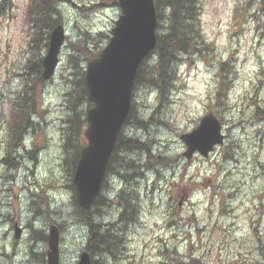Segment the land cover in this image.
Returning a JSON list of instances; mask_svg holds the SVG:
<instances>
[{"label":"rangeland","instance_id":"rangeland-1","mask_svg":"<svg viewBox=\"0 0 264 264\" xmlns=\"http://www.w3.org/2000/svg\"><path fill=\"white\" fill-rule=\"evenodd\" d=\"M54 1L65 42L54 76L37 84L27 66L45 56L47 31L39 34L36 48L30 0L0 4V264H46L47 241L41 236L47 239L51 225L60 231V264H76L97 224H112L122 236L116 264H264V0H201V32L209 48L181 58L164 99L143 87L133 91V119L122 135L146 142L149 154L125 156L141 165L126 179L112 168L100 196L116 203L117 198L121 206L95 213L90 226L73 204L75 144H86L87 124L67 151L65 95L70 81L79 78L71 75L89 61L74 48H83L88 34L90 55L98 54L121 11L111 0ZM72 55L77 64L70 62ZM28 85L34 88L25 93ZM22 95L31 97V133L24 138L23 132L22 149L14 147V153L12 145L14 158H6L11 112ZM88 109L83 105L82 113ZM208 112L218 117L225 140L208 157L187 161L179 136ZM135 115L145 127L135 124ZM148 157L152 169L144 167ZM159 157L167 166L156 163ZM123 199L130 203L131 221L118 224ZM104 260L113 264L112 258Z\"/></svg>","mask_w":264,"mask_h":264},{"label":"water","instance_id":"water-1","mask_svg":"<svg viewBox=\"0 0 264 264\" xmlns=\"http://www.w3.org/2000/svg\"><path fill=\"white\" fill-rule=\"evenodd\" d=\"M117 5L121 13L107 43L85 67L84 87L92 107L86 113L87 144L80 150L73 175L75 200L82 212L94 204L101 191L109 159L131 109L138 68L157 44L154 0H117ZM65 36L63 25L52 29L41 64L43 80L54 75ZM179 138L186 147L183 156L191 160L194 153L208 157L222 145L225 136L220 121L210 112ZM14 229L15 238L19 239L21 228L15 224ZM47 245L46 264H59V230L54 225L49 227ZM76 264H91L87 250L80 253Z\"/></svg>","mask_w":264,"mask_h":264},{"label":"trees","instance_id":"trees-1","mask_svg":"<svg viewBox=\"0 0 264 264\" xmlns=\"http://www.w3.org/2000/svg\"><path fill=\"white\" fill-rule=\"evenodd\" d=\"M62 0H59L60 3ZM113 4H116V0H111ZM154 5L157 14V25H156V38L157 44L154 52L151 56H148L140 65L133 91L138 87H143L144 90H152V92L158 93L160 99H164L168 91L173 87L172 81L174 80L175 67L184 55H191L201 53L202 50H206L209 47L206 45V41L201 32L200 14L202 10L201 0H154ZM35 16L36 21V35L34 37L35 46L38 47L39 34L46 30L45 40L49 39V33L59 23V9L57 2L54 0H32L28 9V20ZM40 23L42 27L37 24ZM32 26V25H31ZM83 48L75 47V51L79 54L87 56L86 59L90 60L96 57L98 54L91 57L89 49L92 48L93 40L91 36L85 35ZM88 39V40H87ZM48 44L45 45L47 48ZM82 57V55H81ZM70 62L77 64V57L74 55L70 56ZM151 61V65L149 64ZM73 67H75L73 65ZM28 73H34L35 79L33 84L40 83L41 79V59L39 58L33 64L27 66ZM84 74L83 70L80 71L77 80H71L70 84L72 88L66 93L67 100V116L64 119V136L65 144L64 148L67 149L71 146L74 137L80 136L81 128L86 125L85 114L82 113L84 107H91V104L87 100L86 90L84 87ZM34 86H26L25 93L32 91ZM222 93H218L221 95ZM157 96V95H156ZM218 97V96H217ZM31 97H21L20 106L11 112V121L9 123V141L7 146V152L5 153L6 158L12 156V145L13 148L18 147L21 143V136L23 132H26V126L28 119L26 117L27 111L32 105L29 106ZM24 100V101H23ZM33 104V103H32ZM83 104V105H82ZM24 106L26 107L24 109ZM21 107V110L19 108ZM133 107H131L130 113L124 123V127L131 124L133 119ZM135 115V124L138 126H146V122L143 120L138 121ZM63 128V129H64ZM32 129L28 127L27 130ZM78 140V139H77ZM81 145L75 144V153L73 157V167L79 159V151ZM150 146L137 138L129 137L124 139L122 132L120 133L115 149L110 157L109 166L107 169V175L112 174L114 168L115 174L120 176L122 179H126V173L137 169L134 167L135 162L131 159H127L130 153L141 152L149 154ZM70 155V153H69ZM119 155H122L121 157ZM119 156V157H118ZM12 158H14L12 156ZM156 163L163 166H167V160L163 158H156ZM14 165V163L12 164ZM146 169H152V158L148 157L147 163L144 166ZM125 170V171H122ZM138 170H141V165L138 166ZM73 189V187H71ZM117 203L113 200L107 201L103 197L99 196L95 204L86 212H82L73 202L76 208L75 214L80 218L81 221L85 222L90 226L92 224V218L95 213H102V210L108 208V206H117ZM73 201H75L73 199ZM45 202L46 199H45ZM124 205L123 211L119 214L118 224L127 223L131 221V213H128L130 209V203L126 199H123ZM113 204V205H112ZM119 206H121L119 204ZM95 207V208H94ZM94 209V213L92 211ZM116 223V224H117ZM111 225V226H110ZM101 226L96 225L94 228H90V234L86 249L92 257L91 264H108L103 259L110 260L115 263V256L117 252V246L122 239V236H116L113 233L112 224ZM36 232V231H35ZM34 232V233H35ZM38 232V231H37ZM37 234V233H36ZM114 234V235H113ZM42 240H47L46 236H41ZM98 255L102 256L100 259ZM97 258V259H96ZM195 262V261H193Z\"/></svg>","mask_w":264,"mask_h":264},{"label":"flooded vegetation","instance_id":"flooded-vegetation-1","mask_svg":"<svg viewBox=\"0 0 264 264\" xmlns=\"http://www.w3.org/2000/svg\"><path fill=\"white\" fill-rule=\"evenodd\" d=\"M32 20H33L34 25H36V21H35V17L34 16L32 17Z\"/></svg>","mask_w":264,"mask_h":264},{"label":"bare ground","instance_id":"bare-ground-1","mask_svg":"<svg viewBox=\"0 0 264 264\" xmlns=\"http://www.w3.org/2000/svg\"><path fill=\"white\" fill-rule=\"evenodd\" d=\"M31 163V162H30ZM135 167V166H134ZM137 168H138V166H137ZM66 220V219H65Z\"/></svg>","mask_w":264,"mask_h":264}]
</instances>
